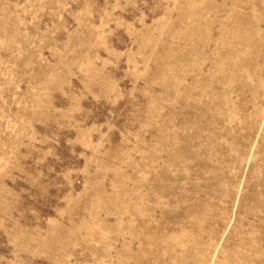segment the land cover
I'll use <instances>...</instances> for the list:
<instances>
[{"label":"rangeland","instance_id":"obj_1","mask_svg":"<svg viewBox=\"0 0 264 264\" xmlns=\"http://www.w3.org/2000/svg\"><path fill=\"white\" fill-rule=\"evenodd\" d=\"M0 264H264V0H0Z\"/></svg>","mask_w":264,"mask_h":264}]
</instances>
